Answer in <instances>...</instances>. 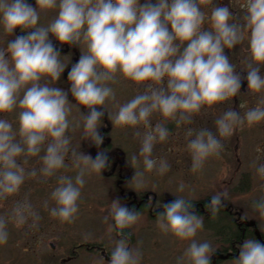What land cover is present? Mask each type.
<instances>
[{
	"label": "clouds",
	"instance_id": "9594fccd",
	"mask_svg": "<svg viewBox=\"0 0 264 264\" xmlns=\"http://www.w3.org/2000/svg\"><path fill=\"white\" fill-rule=\"evenodd\" d=\"M212 4L213 0H35L34 4L31 0H0V27L13 37L6 47H0V199L19 192L27 176L37 175L36 169L26 172L20 157L39 156L43 151L39 172L46 177L68 167V157L78 172L74 178L59 176L50 194L55 202L50 214L71 223L79 212L85 175L107 170L112 164L107 149L101 147L105 137L100 129L106 116L115 125L145 126L139 149L144 170L163 175L170 167L167 160L152 154L154 145L166 141L170 130L164 123L151 124L154 113L180 126L191 123L192 115L203 107L240 94L245 80L248 90L264 93V0H245L243 24L228 4L213 5L210 14L202 7ZM53 9L58 10L54 19L42 25L41 11ZM53 38L60 45H84L87 51H81L69 68ZM245 39L248 58L237 71L225 50ZM66 69L69 87L62 88L57 84ZM117 73L143 85L144 90L119 103L109 83ZM109 102L117 107L114 115L106 110ZM74 106L87 109L81 113L83 135L97 148L94 156L70 147L69 129L80 126L69 118ZM17 110L18 128L14 129L2 114ZM261 121L264 97L243 115L228 108L217 116L215 125L218 136L227 138L237 128ZM186 135L192 137L187 149L193 172L223 150L217 134L207 128H188ZM132 159L137 161L135 155ZM256 173L264 177V163L256 166ZM132 182L143 188L144 172H134ZM184 189L181 182L178 191ZM227 199V191L218 192L205 207L215 214ZM252 208L264 217V198L254 201ZM12 212L18 227L29 217L32 226L40 219L27 201H17ZM109 215L114 222L109 231L116 228L120 236L109 264H140L142 254L129 246V234L124 232L138 222L139 211L116 196ZM246 218V214L241 216ZM156 219L161 232L188 242L176 264H212V244L196 238L204 228V218L191 200L177 196L158 203ZM8 239L7 221L0 216V245ZM238 247L232 264H264V241L245 238Z\"/></svg>",
	"mask_w": 264,
	"mask_h": 264
},
{
	"label": "flooded vegetation",
	"instance_id": "af4514ba",
	"mask_svg": "<svg viewBox=\"0 0 264 264\" xmlns=\"http://www.w3.org/2000/svg\"><path fill=\"white\" fill-rule=\"evenodd\" d=\"M244 2L245 0H213L212 5H203L202 7L210 14L211 7L213 5L228 4L235 14L237 22L243 24V17L245 13V9L243 7ZM32 3L34 4L35 0ZM46 21L47 18L43 20L40 19V23L42 25H45V23H47ZM205 27H208L207 23L205 24ZM17 32H19V29H17ZM12 38L13 37L11 35L1 31L0 47H6L8 40ZM54 43H56L58 47L62 48L61 59L65 64H69L70 68L71 61L75 62L81 55L79 47L60 45L58 41H55V39ZM225 51L228 53L231 62L236 66L237 71H241V69L245 67V65L241 62L248 58L247 40L245 39L233 49H226ZM67 71L68 69L65 70L57 86L62 88L69 87L67 81ZM261 72L264 74V66H261ZM115 81L117 82L116 88L114 89L116 99L121 104L127 102L138 92L144 90V87L141 84L140 85L142 87H139L140 89H138L136 84L133 89L126 88V84L123 81L130 82L132 80L123 77L119 73L116 74ZM69 96L71 98L70 100H72L73 98L71 95ZM262 97H264V93H254L248 90L247 81L245 80L242 84L240 94L223 103L203 107L199 113L192 115L191 123L177 126L174 121L163 118L159 113H154L151 117V124L154 126L156 123L160 122L164 123L169 128L170 133L168 139L158 143H163V145L165 144V147L167 148L166 152L169 153L168 155H179L186 147L188 140L192 138L186 135V130L188 128H192L194 130L207 128L218 136L215 125V120L218 115L228 108H233L243 115L248 108L255 107L260 102ZM78 108L81 112L87 111V109H84L82 106ZM106 110L109 115H114L117 111V107L113 103L109 102L106 105ZM103 125L104 126L100 130L104 134L105 139L104 144L101 147L107 149L112 164L109 169L100 172V175L102 176L104 183L107 184L106 186L111 189L116 196L121 197L122 200L130 207H135L139 211L140 215H146L144 221L156 222V205L164 201L175 199L177 196L191 200L195 204L197 211L203 216L204 221H228L229 225L227 227L225 239L219 242V244H215L216 241L214 239V255L212 257V264H222L225 261L231 262L234 257L239 255L238 245L242 243L245 238L255 237L264 241V232L260 230L257 222L259 220L252 219L248 216H246V219L242 220L241 216L245 215V212L243 208L237 206V203L232 201L234 198L231 196L225 202V206L221 207L218 212L213 214L210 209L205 207L210 197L217 193L214 192L213 189H199L191 196H185L176 192L181 181L186 183L184 182L185 174L181 172L169 170L167 172L168 175L163 178L164 180H167L165 185L147 186L138 189L133 184L134 182L129 183L134 171L131 169L130 164H128V155L124 154L122 145L125 142H128L127 140H133L132 135H138L137 133H139V136H143V133L147 131V129L143 124L137 125L136 127L115 125L109 116L104 118ZM218 138L224 146L223 150L219 156H211V158H218L219 161H221L222 158L226 162L236 163L234 166L231 165L229 174L232 177L231 181L233 183L228 186V191H226L231 195L239 194L243 197H246L247 194L251 192L264 194V177H261L256 173V166L264 163V121L252 126L239 127L230 137L224 138L218 136ZM79 139L84 141L86 140L83 133L81 134V137L79 136ZM176 148H178L177 151H179V154L175 153ZM257 148H259L260 151H257ZM96 151L97 148H92L93 156ZM43 154L44 153L42 151L39 156H22V159L27 158V160H24V162L27 161V165H34L33 167L37 170V175L34 177L35 179L38 178L36 181H33L35 180L34 177L29 179V189L27 186L20 189L23 193L29 194L32 189L33 193H39L38 195L40 197V195L47 191L44 188H47L48 185L50 186V184H52L53 178L51 176L46 177L42 175V178H40L42 180L39 179V167L41 166L40 156ZM172 161V159L168 161L171 168L174 166ZM175 174H177L176 180L173 178ZM29 177L30 176L26 178ZM177 177H179L181 181L177 180ZM160 178L161 177L151 175L153 184ZM32 182H35V185H32ZM38 185H42V188H37ZM110 221H112V219H110ZM256 229L260 231V237L256 234ZM115 231V236L113 238H115L114 241L116 242L120 236L118 235L116 228ZM124 232L129 234V246H134L136 242L134 240V234H132V226L125 229ZM153 235L155 234H150L149 236L153 238ZM114 246L115 245H107L105 239L92 244L84 242V240L80 243L75 242L70 246V250L66 257L60 259L59 262L52 261L48 264H77L80 261H82L83 264H91L93 259H97L101 263L104 262V264H109L110 253Z\"/></svg>",
	"mask_w": 264,
	"mask_h": 264
},
{
	"label": "rangeland",
	"instance_id": "374dc122",
	"mask_svg": "<svg viewBox=\"0 0 264 264\" xmlns=\"http://www.w3.org/2000/svg\"><path fill=\"white\" fill-rule=\"evenodd\" d=\"M57 11L58 10L55 9L43 10L41 11L40 19L43 20L47 18V23H45V25H47L54 19ZM1 31H3L2 27H0V33ZM79 50L80 53L81 51H87L84 45H82ZM123 82L128 89H133L135 84L138 86V89L142 87L134 81ZM109 83L113 89L116 88L117 82L115 80ZM69 99H71L70 96ZM81 113L79 108L74 106L69 117L70 120L74 122L78 121L80 124L79 127L69 129L68 135L71 138L70 147L74 148L76 151H84L92 154L93 146L91 142L79 139V134L81 133V129H83ZM2 116L13 123L14 129L18 128V110L12 113H4ZM17 138L19 139V137ZM141 138L142 136L132 135L133 140H127L128 142L122 145V150L124 154L128 155V164H130L131 169L134 172H144V187L165 185L167 180L163 178L168 175L167 172L169 170H175L185 174L184 182L186 183H184V191L176 190V192L185 196L194 195L196 190L199 189H213V191L217 193L224 192L228 189V186L233 183L229 173L231 165L234 166L236 163L226 162L222 158L221 161H219L218 158L214 159L209 157L210 159L205 161L202 169L193 172L191 170V154L187 149V144L180 154L179 151H177L178 148H176L175 153L179 155L172 156L168 155L169 153L166 152L167 148L165 144L163 145V143L157 142L154 145L153 157L157 159L163 158L167 160V162L172 159L174 166L172 168L169 167L168 171L163 175H160L156 171H145L143 157L139 155ZM83 141L84 143L82 144ZM134 155L137 157L136 162L132 159ZM24 160H27V158H19V162L22 165L24 164L26 172L35 169L33 167L34 165H27V161L24 162ZM66 163L68 167L64 168L62 171L58 170L55 175L51 176L53 178L52 184L44 188L47 191L40 195V197L33 193L31 189L29 194L23 193L22 190H20L12 196L0 199V216L6 219L7 230L9 232L7 244L0 245V264H48L52 261L59 262L60 259L68 255L72 243H80L83 240L84 242L92 244L105 239L107 245H115V238H113L116 232L115 228L109 231V225L114 223L110 221L111 216L109 215V211L112 199L116 197V194L106 186L107 184L104 183L100 172H90L85 175V184L81 189V198L79 201V212L73 222H62L59 218L51 216L50 209L55 206V202L51 199L50 194L57 186L59 176L68 175L74 178L78 172V169L71 165L68 157H66ZM40 164L42 166V162ZM151 175L161 178L153 184ZM176 176L177 174L173 176L175 180ZM32 177L34 176L25 179L21 189L25 186L29 189V179ZM40 178H42L41 173L39 175V179ZM36 179L33 181H36ZM177 180L181 181L179 177H177ZM133 184L135 185V183ZM32 185H35V182H32ZM40 187L42 188V185L37 186V188ZM230 196L234 198L232 201L237 203V206L243 208L246 216L259 220L257 221L259 228L264 232V217H260L252 208L253 202L260 198H264V194L251 192L247 194L246 197H243L239 194L231 195L228 193V198ZM17 201H27L31 203L33 210L38 213L40 217V219L35 222V226H32L33 221L31 217H29L28 221L22 226L18 227L15 224L12 219V210ZM45 202H47V208L45 207ZM106 216L108 217L107 220H105ZM145 217L146 215L141 214L138 222L132 226V234H134V240L136 242L132 248H138L140 250L142 254L140 264H176V257L183 253L188 242L180 241L170 233L165 234L161 232L157 226V221H144ZM228 225V221H204V228L198 232L196 238L199 241L207 240L212 246H214L215 239V244H219V242L225 239ZM150 234L155 235H153L154 237L152 238L149 236ZM77 264H83V262L80 261ZM91 264H104V262L101 263L99 260L93 259ZM222 264H232V261H225Z\"/></svg>",
	"mask_w": 264,
	"mask_h": 264
},
{
	"label": "water",
	"instance_id": "95a60500",
	"mask_svg": "<svg viewBox=\"0 0 264 264\" xmlns=\"http://www.w3.org/2000/svg\"><path fill=\"white\" fill-rule=\"evenodd\" d=\"M32 1H34V0H31V2H32ZM257 235H259V234L257 233Z\"/></svg>",
	"mask_w": 264,
	"mask_h": 264
},
{
	"label": "bare ground",
	"instance_id": "6f19581e",
	"mask_svg": "<svg viewBox=\"0 0 264 264\" xmlns=\"http://www.w3.org/2000/svg\"><path fill=\"white\" fill-rule=\"evenodd\" d=\"M63 169H60V171H62Z\"/></svg>",
	"mask_w": 264,
	"mask_h": 264
}]
</instances>
